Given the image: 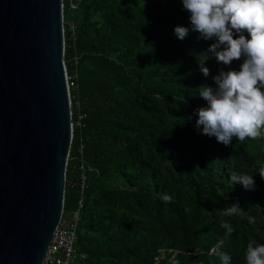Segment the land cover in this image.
<instances>
[{"label": "trees", "instance_id": "1", "mask_svg": "<svg viewBox=\"0 0 264 264\" xmlns=\"http://www.w3.org/2000/svg\"><path fill=\"white\" fill-rule=\"evenodd\" d=\"M64 14L76 23L75 39L65 27L64 58L77 86L64 215L78 206V187L68 181L79 171V143L89 167L77 230L86 258L79 261L222 264L216 252L223 251L230 264H246L248 243L264 244V135L224 146L194 127V115L186 119L206 106L197 88L215 87L212 76L240 62L225 66L209 53L210 75H202L199 54L213 41L194 32L176 38L174 26H189L180 0H80ZM233 172L250 174L256 189L231 182ZM233 203L243 213L222 215ZM224 221L235 229L228 237Z\"/></svg>", "mask_w": 264, "mask_h": 264}, {"label": "water", "instance_id": "2", "mask_svg": "<svg viewBox=\"0 0 264 264\" xmlns=\"http://www.w3.org/2000/svg\"><path fill=\"white\" fill-rule=\"evenodd\" d=\"M62 0H0V264H42L73 124Z\"/></svg>", "mask_w": 264, "mask_h": 264}, {"label": "clouds", "instance_id": "3", "mask_svg": "<svg viewBox=\"0 0 264 264\" xmlns=\"http://www.w3.org/2000/svg\"><path fill=\"white\" fill-rule=\"evenodd\" d=\"M187 13L189 26H174V35L183 41L190 32L198 33L197 39L213 41L207 52L199 54V70L204 77L210 75L205 67L209 53L225 66L239 61V69H220L212 76L215 87L200 85L198 95L205 107L194 109L186 119L196 117L194 127L218 143L229 146L233 138L255 140L264 135V0H180ZM247 32L249 38L244 33ZM264 178V171L260 172ZM231 182L239 183L245 190H255L256 184L248 173L233 172ZM159 198L170 203L167 194ZM243 208L233 203L222 210V215H241ZM250 222L254 218L248 217ZM225 237L234 227L227 221L221 224ZM222 264H230L231 257L217 251ZM246 264H264V244L255 240L248 243L244 254Z\"/></svg>", "mask_w": 264, "mask_h": 264}, {"label": "built area", "instance_id": "4", "mask_svg": "<svg viewBox=\"0 0 264 264\" xmlns=\"http://www.w3.org/2000/svg\"><path fill=\"white\" fill-rule=\"evenodd\" d=\"M80 0H62V10H63V30L65 32V27L71 32V37L75 39L76 37V23L73 17H68L66 20L64 18V10L67 13H73L79 7ZM68 87L70 91L71 98V88L76 89L75 83L70 81L67 73ZM72 110V109H71ZM82 114H79L77 124L83 125ZM73 129H74V123ZM73 138V137H72ZM72 143V142H71ZM71 148V147H70ZM83 144L79 143L77 145V151L79 153V164H78V174L76 180L68 181L70 186H77L79 191L78 206L70 212L69 215H64V211L58 225L56 226L49 243L47 245L42 264H72L75 261L84 260L86 258V253L81 251L77 247V230L79 225V210L83 205L85 191L88 187V174L89 169L86 161L82 157ZM70 153V152H69ZM69 159V154H68ZM68 163V160H67ZM67 168V164H66ZM66 182V178H65Z\"/></svg>", "mask_w": 264, "mask_h": 264}, {"label": "rangeland", "instance_id": "5", "mask_svg": "<svg viewBox=\"0 0 264 264\" xmlns=\"http://www.w3.org/2000/svg\"><path fill=\"white\" fill-rule=\"evenodd\" d=\"M68 16V15H67ZM213 250V249H212ZM72 264H84L82 261H75Z\"/></svg>", "mask_w": 264, "mask_h": 264}, {"label": "crops", "instance_id": "6", "mask_svg": "<svg viewBox=\"0 0 264 264\" xmlns=\"http://www.w3.org/2000/svg\"><path fill=\"white\" fill-rule=\"evenodd\" d=\"M78 234V233H77Z\"/></svg>", "mask_w": 264, "mask_h": 264}]
</instances>
